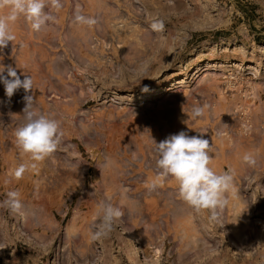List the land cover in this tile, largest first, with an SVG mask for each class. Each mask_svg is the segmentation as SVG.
<instances>
[{"label":"rangeland","instance_id":"374dc122","mask_svg":"<svg viewBox=\"0 0 264 264\" xmlns=\"http://www.w3.org/2000/svg\"><path fill=\"white\" fill-rule=\"evenodd\" d=\"M62 3L40 33L11 24L16 39L0 51L63 132L32 161L14 136L26 93L9 99L0 83V264H264V0ZM78 10L98 23L75 22ZM180 131L208 139L210 166L234 175L217 219L158 175L153 140ZM106 202L124 217L93 239Z\"/></svg>","mask_w":264,"mask_h":264},{"label":"clouds","instance_id":"9594fccd","mask_svg":"<svg viewBox=\"0 0 264 264\" xmlns=\"http://www.w3.org/2000/svg\"><path fill=\"white\" fill-rule=\"evenodd\" d=\"M62 7V0H0V51L16 39L10 28L11 24L23 18L32 31L40 33L56 21L57 17L53 14V10H59ZM74 19L79 24L89 26L98 23L96 19L82 14L79 10ZM152 28L162 31L163 21L153 23ZM23 75L24 78L21 79V75H18L16 68L12 65L0 64V83L4 85L6 97L10 99L21 88L26 93L23 109L25 123L15 129V144L32 161H43L56 151L61 143L63 132L57 119L33 107V97L27 94L33 89V80L31 76ZM202 114V108L193 109L194 117ZM153 144L158 157L156 159L158 175L174 178L178 184L179 196L189 206L197 212L210 210L212 218L217 219L218 210L224 209L227 204L225 193L232 186L234 175L231 170L217 173L210 166L212 156L209 140L203 135L189 136L186 132L180 131L169 135L159 143L153 140ZM243 160L248 166L257 164L252 154H245ZM31 166L34 168L35 164ZM26 169L27 166L21 164L14 172L15 177L21 178ZM9 196L12 210L19 211L22 207L18 199L19 194L9 193ZM122 217L124 212L119 206H113L110 202L100 204L93 218L100 223L92 234V238L100 239L107 236Z\"/></svg>","mask_w":264,"mask_h":264},{"label":"bare ground","instance_id":"6f19581e","mask_svg":"<svg viewBox=\"0 0 264 264\" xmlns=\"http://www.w3.org/2000/svg\"><path fill=\"white\" fill-rule=\"evenodd\" d=\"M203 90V89H202ZM240 201V200H239ZM239 203V202H238ZM239 206V204H238ZM76 219V218H75ZM76 225H75V222H72V224H70L67 229H66V232H65V239L66 240H69L71 237H73L75 231H76ZM236 236H239L238 234Z\"/></svg>","mask_w":264,"mask_h":264}]
</instances>
